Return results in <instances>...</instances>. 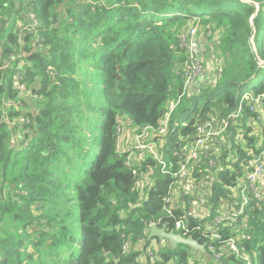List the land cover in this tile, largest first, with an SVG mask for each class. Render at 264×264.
<instances>
[{"label": "trees", "instance_id": "trees-1", "mask_svg": "<svg viewBox=\"0 0 264 264\" xmlns=\"http://www.w3.org/2000/svg\"><path fill=\"white\" fill-rule=\"evenodd\" d=\"M28 13L32 32L17 26ZM192 26L196 36L211 32L203 41L211 70L193 104L180 108L187 92L172 112L159 161L177 171L196 125L228 124L218 154L193 165L192 193L167 214L163 198L176 180L151 156L134 177L117 151V126L160 125L182 94L190 51L180 37ZM0 66V264H188L189 247L147 241L150 222L180 233L181 219L205 250L211 232L219 237L220 260L200 255L201 264H246L220 244L241 234L249 236L238 244L244 255L264 264V200L241 185L246 152L261 151L257 114L242 97L264 95V0H0ZM17 72L35 108L20 95ZM144 177L150 184L138 188ZM199 198L202 220L188 216ZM242 198L237 224H215Z\"/></svg>", "mask_w": 264, "mask_h": 264}, {"label": "built area", "instance_id": "built-area-1", "mask_svg": "<svg viewBox=\"0 0 264 264\" xmlns=\"http://www.w3.org/2000/svg\"><path fill=\"white\" fill-rule=\"evenodd\" d=\"M26 16L29 20V32H32L37 25L35 15L28 13ZM189 35L190 38L185 46L189 49L190 53L189 61L186 62L183 68L184 73L182 76L184 77V85L182 88V94L178 96V99L175 102L169 103L167 107L168 111L162 119L160 125L158 127L144 125L135 129H129V124L127 125L126 123L117 126V151L118 153L124 155V165L131 170V174L134 177L138 175V165L145 162L146 156H151L160 163L162 166V173H170L169 166L164 162L159 161L157 148L158 146H162L165 142L162 137L166 135L170 116L174 109L179 105V102L184 97L185 93L188 92L186 88L192 84L197 85L203 83L205 77L204 72H201L199 68V47L197 44V48H195V30L191 29ZM182 38L188 39L185 35H182L180 40H182ZM10 60L16 61L17 57H11ZM0 70H2V66H0ZM15 76L17 88L20 91V95L24 97V102H27L28 99L36 98V96L33 95V92L26 89L24 82L19 84V81L22 80L21 73L17 72ZM242 101L249 102V110L252 113L257 114L254 118V122H252V125H256L257 128L261 125L264 128V95L252 96L250 93H246L242 97ZM240 111L241 108H238L236 113L228 117V120L238 118ZM20 123L26 125L29 124L30 121L26 117H22V119H20ZM227 124H222V128H217L211 121H205L201 125H196L193 139L185 143V145L181 148L182 154H180V157L183 159V162L180 163L177 171L170 173L173 176L172 178L176 181L172 182L168 194L163 198V206H165L167 214H171L172 209L179 208V195L183 197L189 196L192 193V190L195 187V181L191 175L193 165L199 162L200 155L202 153H206L210 150L214 151V155L218 154L219 139L223 138L222 134L226 129ZM127 136L131 137V143L126 141ZM156 137L161 138L158 144L154 141ZM257 147L258 149L261 148V151L258 154H254L252 149L248 150L246 152V158L243 159L241 166L245 172L244 189L256 202L260 203L264 200V136L261 137ZM207 165L209 168L216 166L215 160L210 158ZM146 184H150V181L144 177L142 180L138 181L137 187L143 188ZM200 198L194 202V206L196 207L194 209H190L188 212L189 217H193L197 220H202L206 214V209L202 206ZM242 199L243 202L237 210L231 209L229 212H220V214L214 219L215 224H223V226L237 224L238 218L243 214L244 208L248 203L247 198ZM152 225H156V223L150 222L149 227ZM175 230L179 231V234L184 238L189 237L191 232V230L185 225V221L183 219L175 222ZM209 236L210 241L208 243V250L206 251L210 254L212 260L214 259L215 261H219L221 258V252L219 251V247L213 244V241L219 237L214 232H211ZM241 239H249V236L241 234L237 238L223 241L220 244L222 249H225L227 250L226 252H229L231 255L242 259L244 263L254 264L251 259L242 252L244 251V248H239L238 244ZM127 248L128 245L124 244L123 251L126 252ZM198 263L201 264L200 262ZM188 264L195 263L192 259H189Z\"/></svg>", "mask_w": 264, "mask_h": 264}, {"label": "rangeland", "instance_id": "rangeland-1", "mask_svg": "<svg viewBox=\"0 0 264 264\" xmlns=\"http://www.w3.org/2000/svg\"><path fill=\"white\" fill-rule=\"evenodd\" d=\"M19 21H17V26L19 27ZM191 29H193V30H195V32H198L197 31V27L196 26H192V27H189L188 29H184V32L185 33H190V30ZM200 28H198V30H199ZM22 31V30H21ZM27 32H29V31H27ZM211 36V32H207L206 33V35H203V34H201L200 36L198 35V33H197V36H196V42H195V48H197V44H198V47H199V68H200V71L201 72H204V69H203V67H205L206 68V72H204V75H207L208 76V71H210L211 70V65H210V63L209 62H205V60H204V58H203V55H204V53H205V49H204V46H203V41H204V39L205 38H207V37H210ZM190 38V37H189ZM189 38L188 39H186V38H182V40H181V45L182 46H185L186 45V43H187V41L189 40ZM22 56H25V55H23V54H19L18 56H16L17 57V60L16 61H14V62H17L18 61V59L19 58H22ZM15 57V56H14ZM202 57V58H201ZM202 62L204 63V65L202 64ZM18 64V63H17ZM21 66V67H20ZM22 66H23V62L21 61L19 64H18V68H22ZM210 77V76H209ZM211 79V78H210ZM205 80H207V78H206V76L204 77V81L203 82H205ZM210 82L212 81V80H209ZM201 85H203V83H201V84H192V85H190L189 87H187L186 88V90L189 92V95H190V98H187L188 97V93L185 95V97H184V100H185V103L182 105V106H180V108H182L183 106H189V105H192L193 104V102L195 101V99H197V97H198V93H195V92H193V91H195V90H197V88H199ZM198 91V90H197ZM35 98L34 99H29V101L27 102L28 104L26 105V107H32V108H35ZM173 101H176V99H175V96H173L171 99H170V101L167 103V107H168V105H169V103H171V102H173ZM21 124V123H20ZM254 127H256V132H254V134L256 133L257 134V136H258V138H259V141H257L258 143L260 142V140H261V137H262V129H263V127L260 125L259 126V128H257V126L256 125H253ZM19 132H17V134H18ZM126 141L127 142H129V143H131V137H129V136H127L126 137ZM121 146H122V144H121ZM122 149V148H121ZM192 253H194V252H192ZM197 252H195V254H196ZM193 261H195V260H193Z\"/></svg>", "mask_w": 264, "mask_h": 264}, {"label": "water", "instance_id": "water-1", "mask_svg": "<svg viewBox=\"0 0 264 264\" xmlns=\"http://www.w3.org/2000/svg\"><path fill=\"white\" fill-rule=\"evenodd\" d=\"M152 239H159L165 241L168 246L176 250L179 245H184L189 247L194 252L202 255L207 262L212 260L210 254L205 250V248L200 245L197 241H195L192 237L184 238L179 233L174 231H166L165 229L158 228L156 225H152L149 228L147 241H151Z\"/></svg>", "mask_w": 264, "mask_h": 264}, {"label": "crops", "instance_id": "crops-1", "mask_svg": "<svg viewBox=\"0 0 264 264\" xmlns=\"http://www.w3.org/2000/svg\"><path fill=\"white\" fill-rule=\"evenodd\" d=\"M28 23H29V20H28V17L26 16V17H24V19L22 20V21H19V27H20V30H22V31H29L30 29H29V27H28ZM195 92V91H194ZM241 185L243 186V187H245V182L243 181V182H241ZM245 192L247 193V191L245 190ZM206 215H207V213L204 215V217L203 218H205L206 217ZM192 258H194L195 260H198L199 262H201V256H200V254H198V253H192Z\"/></svg>", "mask_w": 264, "mask_h": 264}]
</instances>
